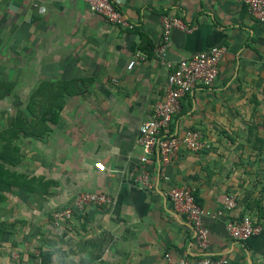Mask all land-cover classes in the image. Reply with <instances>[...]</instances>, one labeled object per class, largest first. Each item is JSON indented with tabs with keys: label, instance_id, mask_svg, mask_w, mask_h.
<instances>
[{
	"label": "crops",
	"instance_id": "0c3cea01",
	"mask_svg": "<svg viewBox=\"0 0 264 264\" xmlns=\"http://www.w3.org/2000/svg\"><path fill=\"white\" fill-rule=\"evenodd\" d=\"M111 1L132 29L80 0H0V81L9 85L0 101L18 110L1 132L14 126L19 160L11 169L27 178L0 200V264H169L166 252L178 260L195 249L165 197L170 185L192 187L210 211L234 193V209L204 219L210 252L264 264V23L232 0ZM169 14L195 28L171 30L168 61L216 44L226 52L212 83L182 97L173 117L179 131L200 128L208 147L179 151L165 181L150 167L155 187L145 190L132 180L137 128L163 94L167 69L151 48ZM135 51L145 56L128 69ZM256 140L261 148L246 147ZM79 191L105 192L112 202L53 227L50 213ZM243 213L261 230L236 241L225 222Z\"/></svg>",
	"mask_w": 264,
	"mask_h": 264
},
{
	"label": "built area",
	"instance_id": "2783aa9c",
	"mask_svg": "<svg viewBox=\"0 0 264 264\" xmlns=\"http://www.w3.org/2000/svg\"><path fill=\"white\" fill-rule=\"evenodd\" d=\"M88 9L100 14L106 20L126 29H132L133 24L127 21L117 10L111 0H80ZM245 6L247 14L255 21L264 23V0H232ZM173 28L190 31L194 25L186 26L175 15H164L161 22L160 38L151 48L153 57L158 64L167 69L166 81L161 97L156 100L146 118L141 120L137 128L136 144L140 149L137 170L133 182L139 189L150 190L154 185L151 179L150 167L157 180H167L166 166L181 150L197 151L208 147L204 133L200 128H184L178 130L172 125L173 117L179 108L182 97L188 95L197 86H209L217 75L218 64L226 52L223 44L212 45L196 51L190 56L170 62L166 52L170 47V33ZM141 51H135L126 64L130 69L136 59H143ZM94 168L103 171L101 162H93ZM165 197L175 215L188 223L191 229V244L195 251L178 260H172L168 252L163 256L169 264H239L231 263L224 256L210 252L208 229L205 218L218 217L222 212H228L236 207V196L226 192L221 205L213 211L206 209L195 201L194 189L187 185H170L165 191ZM112 198L101 191H79L66 204L55 208L50 213L53 227L63 229L75 218L83 214L89 205H107ZM225 230L230 238L242 241L257 234L261 226L248 213L229 215L225 222ZM38 255V252H36ZM22 264H44L38 257Z\"/></svg>",
	"mask_w": 264,
	"mask_h": 264
},
{
	"label": "trees",
	"instance_id": "16d2710c",
	"mask_svg": "<svg viewBox=\"0 0 264 264\" xmlns=\"http://www.w3.org/2000/svg\"><path fill=\"white\" fill-rule=\"evenodd\" d=\"M138 36L140 40H143L144 34L142 32H138ZM9 91V85L8 83L1 82L0 81V97L4 96L7 92ZM20 123H17V127L22 130V126H20ZM16 130H14V126L8 128L5 130V132H0V191L1 192H8L7 186L12 185L21 187L22 185V179H25L26 176L19 174L17 172H14L12 170H9L10 166L15 165L18 160H19V153L18 149L15 145L11 144V138L15 136ZM4 134H7L6 136H3ZM10 173L15 177L12 182L14 184H11L8 182V178L10 177ZM18 179V180H17ZM27 179V178H26ZM30 179L27 180L29 182ZM195 195V201L200 204L199 199L197 198L196 194ZM5 197L0 200H4Z\"/></svg>",
	"mask_w": 264,
	"mask_h": 264
},
{
	"label": "rangeland",
	"instance_id": "374dc122",
	"mask_svg": "<svg viewBox=\"0 0 264 264\" xmlns=\"http://www.w3.org/2000/svg\"><path fill=\"white\" fill-rule=\"evenodd\" d=\"M22 96L23 95L21 93L18 94V97H20V99L23 101L24 100V96H23V99H22ZM14 112L16 113V112H18V110L14 111L13 108H11L9 105H5L3 99H2V101H0V132H1V130H3L2 128H6V126L10 125ZM6 135L7 134H4L3 136H6ZM262 144H263V142L261 140H256L254 142L245 141L246 147H251L253 145V147L261 148ZM9 170H12L11 166L9 167ZM14 179H15V177H13V175L10 173V177L8 178V182L11 183L12 180H14ZM11 184H14V183L12 182ZM7 188H8V191H10V193H11V191L13 192L16 189V188H13L12 185L7 186ZM16 191H17V189H16ZM7 194H8V192H4V191L1 192L0 191L1 199L3 198V196L6 199V197H7L6 195ZM8 196H10V195H8ZM49 217H50V215H49Z\"/></svg>",
	"mask_w": 264,
	"mask_h": 264
}]
</instances>
